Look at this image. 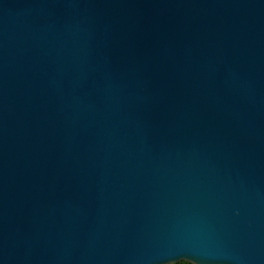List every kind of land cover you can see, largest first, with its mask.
<instances>
[{"label": "water", "instance_id": "95a60500", "mask_svg": "<svg viewBox=\"0 0 264 264\" xmlns=\"http://www.w3.org/2000/svg\"><path fill=\"white\" fill-rule=\"evenodd\" d=\"M264 264V0H0V264Z\"/></svg>", "mask_w": 264, "mask_h": 264}, {"label": "trees", "instance_id": "16d2710c", "mask_svg": "<svg viewBox=\"0 0 264 264\" xmlns=\"http://www.w3.org/2000/svg\"><path fill=\"white\" fill-rule=\"evenodd\" d=\"M184 262H187V261H180V262H176V263H173V264H184ZM187 264H192V263L187 262Z\"/></svg>", "mask_w": 264, "mask_h": 264}, {"label": "snow or ice", "instance_id": "6c2138e0", "mask_svg": "<svg viewBox=\"0 0 264 264\" xmlns=\"http://www.w3.org/2000/svg\"><path fill=\"white\" fill-rule=\"evenodd\" d=\"M184 264H187V262H184Z\"/></svg>", "mask_w": 264, "mask_h": 264}]
</instances>
